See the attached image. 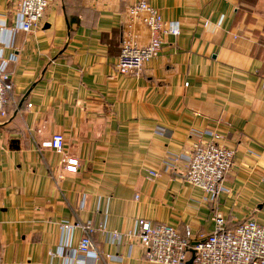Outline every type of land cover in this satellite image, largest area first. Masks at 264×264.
<instances>
[{
	"label": "crops",
	"instance_id": "crops-1",
	"mask_svg": "<svg viewBox=\"0 0 264 264\" xmlns=\"http://www.w3.org/2000/svg\"><path fill=\"white\" fill-rule=\"evenodd\" d=\"M136 1L55 0L41 26L12 31L17 0H0L17 103L0 117V264H155L126 235L140 218L190 230L193 242L217 214L229 227L264 225V0H147L180 33L139 74H119ZM134 31L148 43L143 25ZM57 133L63 154L41 147ZM200 141L236 151L217 195L182 179ZM86 224L100 259L78 250Z\"/></svg>",
	"mask_w": 264,
	"mask_h": 264
},
{
	"label": "built area",
	"instance_id": "built-area-1",
	"mask_svg": "<svg viewBox=\"0 0 264 264\" xmlns=\"http://www.w3.org/2000/svg\"><path fill=\"white\" fill-rule=\"evenodd\" d=\"M55 0H17L15 21L10 26L12 31L21 29L30 31L41 26L48 9ZM128 20L124 23V38L121 52L117 59L116 71L119 74H139L146 63L157 56L163 47L164 36L171 33L178 35L176 25H167L159 10L147 0H138L127 11ZM8 25V24H7ZM6 24L3 26L7 28ZM143 25L149 32V40L140 45L135 39L134 28ZM13 55L9 60H16ZM8 60L0 58V117L8 118L10 108L17 105L12 97L14 84L11 72L7 69ZM187 84V83H186ZM32 106L31 103L28 104ZM41 147L53 148L59 153L65 151V138L62 134H54L49 140L42 142ZM235 149L212 141L197 142L182 170V179L213 195L223 190V182L231 172L235 163ZM178 161V157H171ZM68 171L76 172L79 167L77 158L63 157ZM157 175V172H152ZM66 228L72 224L65 223ZM84 236L78 250L83 256L92 255L101 258L90 233L94 231L92 224L82 225ZM100 230L113 239H121L120 232H109L104 226ZM128 237H139L145 248L146 258L155 264H186L191 257V249H195L193 264H264V225L251 217L235 227H229L222 214L215 216L214 230L202 239L193 242L190 230L180 232L174 226L140 218L137 228L126 234ZM63 252L60 251L58 254ZM55 255V254H54Z\"/></svg>",
	"mask_w": 264,
	"mask_h": 264
},
{
	"label": "water",
	"instance_id": "water-1",
	"mask_svg": "<svg viewBox=\"0 0 264 264\" xmlns=\"http://www.w3.org/2000/svg\"><path fill=\"white\" fill-rule=\"evenodd\" d=\"M196 243V242H195ZM195 258V249H191V257L189 258V260L186 262V264H193Z\"/></svg>",
	"mask_w": 264,
	"mask_h": 264
}]
</instances>
